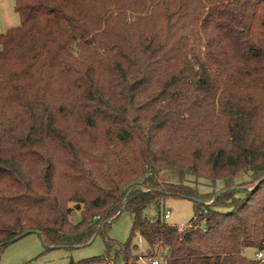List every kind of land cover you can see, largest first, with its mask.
<instances>
[{
	"label": "trees",
	"instance_id": "obj_1",
	"mask_svg": "<svg viewBox=\"0 0 264 264\" xmlns=\"http://www.w3.org/2000/svg\"><path fill=\"white\" fill-rule=\"evenodd\" d=\"M14 11L0 34V253L33 230L44 250L102 235V254L69 264H138L137 232L164 264H264L243 254L264 250V0ZM166 197L193 202L185 226L164 220ZM123 211L118 242L106 230Z\"/></svg>",
	"mask_w": 264,
	"mask_h": 264
},
{
	"label": "rangeland",
	"instance_id": "obj_2",
	"mask_svg": "<svg viewBox=\"0 0 264 264\" xmlns=\"http://www.w3.org/2000/svg\"><path fill=\"white\" fill-rule=\"evenodd\" d=\"M19 23V16L14 11V0H0V34L11 27L18 26ZM201 187L205 188V186ZM159 209L161 214L169 212L168 218L164 219L166 222L183 227L193 215V202L179 197H166L161 201ZM143 213L147 217H153L156 214L155 204L148 205ZM78 218V213H75L73 220L76 221ZM130 228L131 216L127 211H123L110 223L106 234L118 242H124L129 236ZM132 243L137 245L134 252L139 257L147 256L144 251L145 241L137 232L132 237ZM104 249V237L96 235L90 243L78 248L44 250L39 235L32 232L7 244L0 253V264H69L71 260L77 261L102 254ZM262 253L264 254V250ZM243 254L249 258H257V250L254 248H244ZM138 264H143L140 259H138Z\"/></svg>",
	"mask_w": 264,
	"mask_h": 264
},
{
	"label": "built area",
	"instance_id": "obj_3",
	"mask_svg": "<svg viewBox=\"0 0 264 264\" xmlns=\"http://www.w3.org/2000/svg\"><path fill=\"white\" fill-rule=\"evenodd\" d=\"M168 211L163 214V217L166 219L168 218ZM256 257L259 259H264V254L259 251L256 254ZM139 259L142 261L143 264H164L162 258L158 255L156 256H140Z\"/></svg>",
	"mask_w": 264,
	"mask_h": 264
},
{
	"label": "water",
	"instance_id": "obj_4",
	"mask_svg": "<svg viewBox=\"0 0 264 264\" xmlns=\"http://www.w3.org/2000/svg\"><path fill=\"white\" fill-rule=\"evenodd\" d=\"M31 232H34V233H37V234H38V231H37V230H33V231H31Z\"/></svg>",
	"mask_w": 264,
	"mask_h": 264
}]
</instances>
